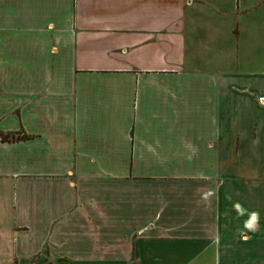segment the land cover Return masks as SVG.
I'll return each instance as SVG.
<instances>
[{"label":"crops","instance_id":"crops-1","mask_svg":"<svg viewBox=\"0 0 264 264\" xmlns=\"http://www.w3.org/2000/svg\"><path fill=\"white\" fill-rule=\"evenodd\" d=\"M0 132V264H264V0H0Z\"/></svg>","mask_w":264,"mask_h":264},{"label":"rangeland","instance_id":"rangeland-1","mask_svg":"<svg viewBox=\"0 0 264 264\" xmlns=\"http://www.w3.org/2000/svg\"><path fill=\"white\" fill-rule=\"evenodd\" d=\"M228 152H233V150H227ZM226 176L227 178L231 177L233 174H236L238 179H240L241 186L239 190L241 191L242 195V202L248 206L249 203V191H248V180H249V173H250V166L248 164L242 165H233L227 164L226 165ZM243 235H246L243 233ZM243 264H247L248 260H243Z\"/></svg>","mask_w":264,"mask_h":264},{"label":"trees","instance_id":"trees-1","mask_svg":"<svg viewBox=\"0 0 264 264\" xmlns=\"http://www.w3.org/2000/svg\"><path fill=\"white\" fill-rule=\"evenodd\" d=\"M26 137V135L24 134H15V133H2L0 132V138L3 140H7V139H24Z\"/></svg>","mask_w":264,"mask_h":264}]
</instances>
